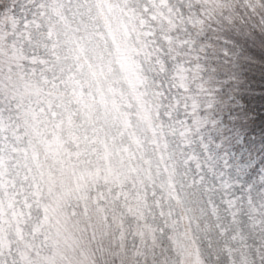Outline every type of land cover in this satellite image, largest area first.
Wrapping results in <instances>:
<instances>
[{
  "label": "snow or ice",
  "instance_id": "6c2138e0",
  "mask_svg": "<svg viewBox=\"0 0 264 264\" xmlns=\"http://www.w3.org/2000/svg\"><path fill=\"white\" fill-rule=\"evenodd\" d=\"M264 46V0H0V264H264V192L182 145Z\"/></svg>",
  "mask_w": 264,
  "mask_h": 264
},
{
  "label": "trees",
  "instance_id": "16d2710c",
  "mask_svg": "<svg viewBox=\"0 0 264 264\" xmlns=\"http://www.w3.org/2000/svg\"><path fill=\"white\" fill-rule=\"evenodd\" d=\"M238 43L243 53L242 60L237 63V74L232 76L227 71L223 73L225 78L219 77L229 84L227 90L216 85L214 80L209 85L214 96V110L227 112L233 129L231 135H223L215 143L225 149L230 141L241 139V148L253 160V173L264 191V46L259 40L256 45L243 39H238ZM227 92L234 94L242 107H233ZM200 113V118H204V111Z\"/></svg>",
  "mask_w": 264,
  "mask_h": 264
},
{
  "label": "rangeland",
  "instance_id": "374dc122",
  "mask_svg": "<svg viewBox=\"0 0 264 264\" xmlns=\"http://www.w3.org/2000/svg\"><path fill=\"white\" fill-rule=\"evenodd\" d=\"M238 39H243L248 44L256 45L259 39H247L241 37H234L232 46L237 52V58L235 67L229 65L228 74L232 76L237 74L238 65L242 60V49ZM261 43V41L259 40ZM223 74L215 77L214 83L221 87L223 90H227L229 84L225 83ZM219 78V80L217 79ZM210 85V82H209ZM227 96H230L229 101L232 102L233 107H242V102L235 97L234 94L227 92ZM214 101V100H213ZM212 101V102H213ZM200 111H204V118H200L202 121L199 125H189L188 140L187 143L182 145V152L185 158H190L189 163L186 166L187 171L191 174L196 171V165L201 164L204 169L211 168L217 177L234 185L237 188L251 189L253 196L258 193L264 192L263 186L260 185L253 173V160L245 154V150L242 149L241 139L237 141H230L229 146L225 149L217 146L215 141L220 139L223 135H231L233 133L232 124L227 112H218L214 110L213 105H205ZM228 137V139H230ZM259 173V171H257Z\"/></svg>",
  "mask_w": 264,
  "mask_h": 264
}]
</instances>
